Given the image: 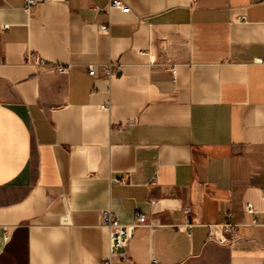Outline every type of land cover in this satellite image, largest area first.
I'll return each instance as SVG.
<instances>
[{"label": "crops", "instance_id": "0c3cea01", "mask_svg": "<svg viewBox=\"0 0 264 264\" xmlns=\"http://www.w3.org/2000/svg\"><path fill=\"white\" fill-rule=\"evenodd\" d=\"M110 1L0 0V264H264V0Z\"/></svg>", "mask_w": 264, "mask_h": 264}, {"label": "built area", "instance_id": "2783aa9c", "mask_svg": "<svg viewBox=\"0 0 264 264\" xmlns=\"http://www.w3.org/2000/svg\"><path fill=\"white\" fill-rule=\"evenodd\" d=\"M31 3L32 1H27V4H31ZM104 9L107 11L118 10L122 14H126L129 12V8L125 6L120 0H111L110 2H108L107 6ZM99 29L102 32L108 31L107 26H100ZM161 49H163V47H161ZM25 62L29 64H34L39 68L56 70L57 72L62 73V74L66 73L68 70V68L63 67V66L47 64L44 60L32 55L31 53L26 54ZM120 70H121L120 66L118 65L116 68V71L119 72ZM168 71L171 74V76H173L175 73V66L172 65ZM87 74L92 78H96L98 75L96 65L90 64L87 68ZM104 74L107 78L112 76L108 67L104 69ZM117 181L120 183H124L123 179H120ZM262 197L264 198V190L262 192ZM243 210L247 214L254 213L253 206L250 203H245L243 206ZM184 214H185V221H184L183 227L184 229H189L191 228L192 224L190 220L188 219V214H189L188 208L184 210ZM101 221L108 230L109 254L110 256H117L118 258L117 263H112L109 260H107L103 264H130V260L125 253L126 243L131 238L134 230L137 227L147 225L145 216L137 215L131 224L124 225V224H120L111 215L110 211L106 210L101 213ZM262 223L264 224V221ZM207 230H208L207 232L208 240L214 241L217 243L229 244L238 237L237 225L233 224L228 219V216L221 223H218L215 225H208ZM216 234H218L221 239L216 238L215 236ZM150 264H157V263L155 260H151Z\"/></svg>", "mask_w": 264, "mask_h": 264}]
</instances>
